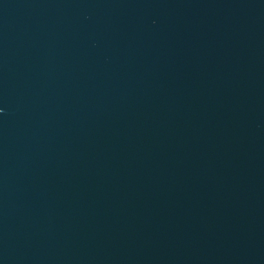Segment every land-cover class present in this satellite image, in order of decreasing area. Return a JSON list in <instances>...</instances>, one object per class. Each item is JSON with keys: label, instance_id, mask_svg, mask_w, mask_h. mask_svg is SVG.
<instances>
[{"label": "water", "instance_id": "obj_1", "mask_svg": "<svg viewBox=\"0 0 264 264\" xmlns=\"http://www.w3.org/2000/svg\"><path fill=\"white\" fill-rule=\"evenodd\" d=\"M0 264H264V0H0Z\"/></svg>", "mask_w": 264, "mask_h": 264}]
</instances>
